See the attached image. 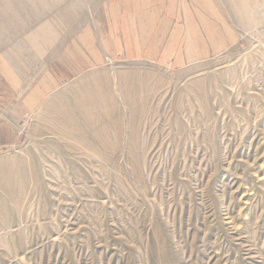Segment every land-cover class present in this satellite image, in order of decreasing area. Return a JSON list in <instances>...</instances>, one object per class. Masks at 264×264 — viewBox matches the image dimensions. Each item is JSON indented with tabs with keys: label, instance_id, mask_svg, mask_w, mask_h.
<instances>
[{
	"label": "rangeland",
	"instance_id": "374dc122",
	"mask_svg": "<svg viewBox=\"0 0 264 264\" xmlns=\"http://www.w3.org/2000/svg\"><path fill=\"white\" fill-rule=\"evenodd\" d=\"M173 2L1 59L0 264H264V0Z\"/></svg>",
	"mask_w": 264,
	"mask_h": 264
},
{
	"label": "crops",
	"instance_id": "0c3cea01",
	"mask_svg": "<svg viewBox=\"0 0 264 264\" xmlns=\"http://www.w3.org/2000/svg\"><path fill=\"white\" fill-rule=\"evenodd\" d=\"M173 1L0 0V61L17 57L16 50L32 49L25 48L21 44L48 43L50 35L60 33L56 28L64 27L66 24L81 25L82 22L89 20L90 11L95 18V12L99 11L97 16L104 20L103 25L110 27L111 34L122 43V48H125L127 52L131 51L129 42L136 41L137 47L134 48L139 52L145 48L146 44L153 45L152 53L137 54L141 57H196L185 53V45L183 49H180L182 52L179 54L173 51L166 54L159 53L165 44L157 40L155 36L166 33L161 30V27L169 28L170 18L167 11L169 12L172 3H176ZM10 129L9 122L0 119V142L16 140V132L13 130L11 132Z\"/></svg>",
	"mask_w": 264,
	"mask_h": 264
},
{
	"label": "bare ground",
	"instance_id": "6f19581e",
	"mask_svg": "<svg viewBox=\"0 0 264 264\" xmlns=\"http://www.w3.org/2000/svg\"><path fill=\"white\" fill-rule=\"evenodd\" d=\"M243 2V1H242ZM244 6H246V4L244 5ZM2 178V177H1ZM1 178H0V180H1ZM6 185H8V184H6Z\"/></svg>",
	"mask_w": 264,
	"mask_h": 264
}]
</instances>
